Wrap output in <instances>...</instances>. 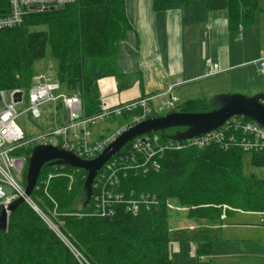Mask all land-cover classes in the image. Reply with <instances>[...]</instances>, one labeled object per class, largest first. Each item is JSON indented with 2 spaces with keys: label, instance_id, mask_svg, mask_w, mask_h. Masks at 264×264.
Here are the masks:
<instances>
[{
  "label": "trees",
  "instance_id": "1",
  "mask_svg": "<svg viewBox=\"0 0 264 264\" xmlns=\"http://www.w3.org/2000/svg\"><path fill=\"white\" fill-rule=\"evenodd\" d=\"M153 7L157 12L181 11L183 26L207 23L211 13L225 10L230 28L237 31L263 11L259 0H153ZM9 10V0H0V16ZM34 27L46 30L31 31ZM131 29L126 0H77L63 9L31 13L21 26L0 30V93H27L36 62L50 48L58 60V84L70 95H79L86 116L96 115L102 108L101 79L116 77L119 89L124 88L116 45ZM49 107L53 114L54 107ZM61 109L62 104L57 105V111ZM212 109L207 100L194 99L179 103L172 112ZM142 111H124L108 121L119 128ZM185 131L170 129L163 135L167 139ZM132 146L133 141L121 150L122 164L107 174L97 192L93 190L88 204L86 171L46 165L31 199L58 231L30 205L22 204L10 214L7 231H0V264H180L172 258L173 243L195 244L200 258L209 257L220 239L224 214H264V180L244 177V152L219 145L168 149L145 164L146 158ZM32 149L23 147L16 154L30 159ZM252 164L264 167V154H252ZM26 176L27 170L25 186ZM102 192L107 195L105 210L101 201H95ZM82 199L84 207L79 209ZM172 201L187 208L196 229H171Z\"/></svg>",
  "mask_w": 264,
  "mask_h": 264
},
{
  "label": "built area",
  "instance_id": "2",
  "mask_svg": "<svg viewBox=\"0 0 264 264\" xmlns=\"http://www.w3.org/2000/svg\"><path fill=\"white\" fill-rule=\"evenodd\" d=\"M76 1L9 0V12L0 16V30L21 26L25 18L31 13L63 9ZM256 64L259 65L260 71L264 74V55ZM209 75L207 74L205 77ZM173 90L174 87H170L162 95L146 96L113 108L102 105L101 112L93 116L84 114L83 102L79 96L61 93V86L58 83L40 82L34 84L27 93L22 91L21 103H14L12 98L14 93L21 90L1 92L3 110L0 112V206L8 209L20 198H25L27 204L33 203L31 197L25 196L26 186L23 184L29 159L16 154L17 151L28 146L34 148L38 145H52L59 146L83 160H93L131 127L150 117L162 116L175 110L180 100L173 93ZM58 104H62V109L56 110L53 117L57 119V116L60 115L61 123L57 124L56 122L51 127L28 138L19 124V119L23 113H20L17 107L26 106L24 113L29 114L32 120L40 121L43 118L44 106L52 105L55 109ZM138 108L143 111L131 123L116 128L111 134L103 136L100 140L94 137L93 128L101 122L108 121L113 115L121 116L124 111H134ZM163 134L164 132H155L133 140L132 149L146 158L145 164L150 163L151 159L156 156H162L168 149L177 151L191 147L204 149L211 145H219L224 150L238 149L244 153L264 154V126L243 116H235L221 128L187 140L172 139L178 133L167 139L164 138ZM123 158L124 156L121 155L115 159L112 158L105 164L96 176L93 190L97 192L104 185L107 174H114L117 166L122 164ZM152 165L159 169L155 162ZM52 177L50 175L49 179ZM46 183L43 184L46 185ZM106 196L103 192L95 195V201H101L104 210ZM34 205L33 203L30 206L34 207ZM261 223L264 225V216Z\"/></svg>",
  "mask_w": 264,
  "mask_h": 264
},
{
  "label": "crops",
  "instance_id": "3",
  "mask_svg": "<svg viewBox=\"0 0 264 264\" xmlns=\"http://www.w3.org/2000/svg\"><path fill=\"white\" fill-rule=\"evenodd\" d=\"M126 13L132 29L116 45L117 66L125 75L121 81L124 88L119 89L120 82L116 77H106L98 82L101 103L106 107L162 95L170 87H174L173 93L182 102L200 99L194 98L201 93L197 83L212 80L213 83L204 87L202 93L219 92L228 84L224 74L245 65L237 64L232 58L228 31L235 30L230 28L227 13L213 12L207 23L192 26H183L179 10L155 11L153 0H126ZM222 31L227 32L226 37ZM208 62L211 65L207 70ZM207 74L211 75L205 77ZM185 97L190 98L182 100ZM235 213L224 218L214 253L218 261L234 259L239 262L231 264H241L240 261H249L247 257L251 254L255 257V250L249 249L250 242L256 240L255 245L264 243V225L242 224L241 216H256L258 219L264 214ZM229 220L232 222L228 223ZM258 226L256 237L239 233L241 228ZM221 246L225 250H218ZM215 256L201 258V264H210Z\"/></svg>",
  "mask_w": 264,
  "mask_h": 264
},
{
  "label": "rangeland",
  "instance_id": "4",
  "mask_svg": "<svg viewBox=\"0 0 264 264\" xmlns=\"http://www.w3.org/2000/svg\"><path fill=\"white\" fill-rule=\"evenodd\" d=\"M260 8L263 10L262 12H257L255 21L252 24L244 26V28H240L238 31H228L232 43V58L233 60H237V64H245L234 69L230 70L226 74L227 77V85L220 89V91L216 93H210L205 91L202 93L204 87H209L212 80H204L202 82L197 83L200 86L199 93L194 98L205 99L208 102H211L212 99L218 95H244L247 97H253L258 95H264V74L260 71L259 65L256 64V58H261L264 55V0H259ZM218 13H227L225 10L218 11ZM45 27H34L31 31H45ZM222 34L227 35L226 31H222ZM223 38V37H222ZM236 58V59H235ZM254 60V61H253ZM210 62V61H209ZM208 62L207 70L210 67ZM57 70H58V60L52 55L51 49H47L46 56L36 62L34 67V79L32 85L37 83H58L57 81ZM225 79V77H222ZM8 92V91H5ZM10 92V91H9ZM61 93L66 95H70L67 91L61 86ZM77 95V94H73ZM79 96V95H77ZM190 97L182 98V100L189 99ZM180 100V99H179ZM59 103V102H57ZM180 103H183L180 101ZM59 105V104H58ZM50 105L44 106L43 109V118L40 121H34L30 118L29 114L24 113L26 106L20 105L17 107L18 111L22 114L21 118L19 119V124L24 129L28 138L38 134L41 130H45L51 125L57 122L61 123L60 115L54 118L53 114L57 110V106L53 110L49 107ZM3 110L2 104V97L0 95V112ZM171 113V112H170ZM165 113L164 115H167ZM162 115V116H164ZM161 117V116H156ZM152 118V117H150ZM117 125L111 121L101 122L99 125L93 128V134L96 138L97 136L103 135L107 136L111 134L112 131L116 129ZM28 168V166H27ZM28 172V169H27ZM243 175L245 178H256L259 180H264V167H255L252 164V154L244 153L243 155ZM33 202V200H32ZM34 203V202H33ZM31 203V204H33ZM28 204V205H31ZM35 204V203H34ZM36 206V204H35ZM32 207V206H31ZM84 207V200H79L77 203V208L82 209ZM169 223L171 229L173 231L180 230V229H190L194 230L197 228L198 224L195 223L192 219L189 218L188 210L186 207L180 206L177 202L172 201L169 202ZM40 212V213H39ZM38 214L41 215L48 224L55 230L57 228L53 225V223L48 219L42 211L39 209ZM236 214V213H235ZM230 214H224L223 218L229 216ZM263 216L256 218V216H241L242 224H253V225H260V221ZM232 220H229L228 223H231ZM258 228H251V229H242L239 230L240 234L252 235V237L257 236ZM262 228V227H261ZM58 231V230H57ZM257 233V234H256ZM257 242L252 241L250 242L249 249L255 250L253 251L252 256H249V261L244 263L243 261L241 264H264V243L257 244ZM218 250H225L224 246H221ZM171 252L172 258L180 263V264H201L203 260L197 255V248L195 244H179L173 243L171 245ZM215 256V253L211 257ZM219 258L217 255L214 259L211 260L210 264H231L234 262H239L234 259H230L228 261H218ZM205 262V261H204Z\"/></svg>",
  "mask_w": 264,
  "mask_h": 264
},
{
  "label": "water",
  "instance_id": "5",
  "mask_svg": "<svg viewBox=\"0 0 264 264\" xmlns=\"http://www.w3.org/2000/svg\"><path fill=\"white\" fill-rule=\"evenodd\" d=\"M14 103H21L23 92L13 94ZM264 95L247 97L244 95H218L209 102L213 108L204 113L171 112L161 117L149 118L128 129L113 141L97 158L83 160L59 146L38 145L32 149L26 176L25 196L30 198L38 184L42 169L46 165H62L84 170L87 172L85 191L87 204L93 197V183L98 172L113 157L119 156L121 150L137 137L142 135L165 132L176 128H186L172 137L177 141L187 140L221 128L228 120L235 116L246 117L261 126H264ZM25 203V198L15 201L8 209L0 206V231H7L9 217L19 206ZM38 213L39 208L32 206Z\"/></svg>",
  "mask_w": 264,
  "mask_h": 264
},
{
  "label": "bare ground",
  "instance_id": "6",
  "mask_svg": "<svg viewBox=\"0 0 264 264\" xmlns=\"http://www.w3.org/2000/svg\"><path fill=\"white\" fill-rule=\"evenodd\" d=\"M95 181V180H94ZM35 206V205H34ZM40 213V212H39Z\"/></svg>",
  "mask_w": 264,
  "mask_h": 264
}]
</instances>
